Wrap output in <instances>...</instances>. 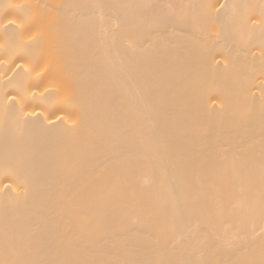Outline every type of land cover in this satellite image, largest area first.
Masks as SVG:
<instances>
[{
	"label": "bare ground",
	"instance_id": "1",
	"mask_svg": "<svg viewBox=\"0 0 264 264\" xmlns=\"http://www.w3.org/2000/svg\"><path fill=\"white\" fill-rule=\"evenodd\" d=\"M0 264H264V0H0Z\"/></svg>",
	"mask_w": 264,
	"mask_h": 264
}]
</instances>
